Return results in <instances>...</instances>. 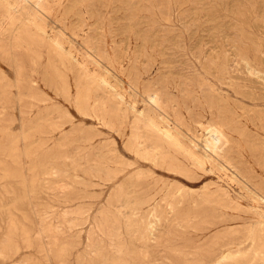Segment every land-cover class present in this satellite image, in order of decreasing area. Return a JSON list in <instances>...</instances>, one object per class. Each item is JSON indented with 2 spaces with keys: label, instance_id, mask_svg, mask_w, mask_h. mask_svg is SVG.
Masks as SVG:
<instances>
[{
  "label": "rangeland",
  "instance_id": "obj_1",
  "mask_svg": "<svg viewBox=\"0 0 264 264\" xmlns=\"http://www.w3.org/2000/svg\"><path fill=\"white\" fill-rule=\"evenodd\" d=\"M7 1L0 264H264V0Z\"/></svg>",
  "mask_w": 264,
  "mask_h": 264
},
{
  "label": "bare ground",
  "instance_id": "obj_2",
  "mask_svg": "<svg viewBox=\"0 0 264 264\" xmlns=\"http://www.w3.org/2000/svg\"><path fill=\"white\" fill-rule=\"evenodd\" d=\"M10 1V0H9ZM9 1H7V2H9ZM22 1V0H21ZM35 1V0H34ZM37 1V0H36ZM40 1V0H39ZM3 2V1H2ZM6 2V1H5ZM18 2V1H17ZM28 2V1H27ZM31 2H33V0L31 1ZM5 4V3H4ZM10 4H12V3H10ZM20 4V3H19ZM26 4H28V3H26ZM33 4V3H32ZM44 4V3H43ZM13 5V4H12ZM34 5V4H33ZM42 5V4H41ZM27 6V5H26ZM43 6V5H42ZM3 7H4V5H3ZM47 7V6H46ZM2 8V7H1ZM8 8V7H7ZM10 8V7H9ZM38 10H39V8H38ZM1 11H2V17H3V9H1ZM6 11V10H5ZM22 11V10H21ZM40 11V10H39ZM7 12H9V10L7 11ZM14 12V11H13ZM5 14H6V12H4ZM1 14V13H0ZM7 14H9V13H7ZM43 14V13H42ZM5 17H7V16H5ZM9 17V16H8ZM5 19V18H4ZM11 19V18H10ZM8 21V20H7ZM24 22H26V21H24ZM28 22V21H27ZM35 22V21H34ZM38 22V21H37ZM8 24V23H7ZM19 24V23H18ZM38 24V23H37ZM2 25V24H1ZM43 27V26H42ZM16 28V27H15ZM37 28V27H36ZM42 29V28H41ZM45 29V28H44ZM43 29V30H44ZM0 30H1V28H0ZM2 31H3V29H2ZM5 32V31H4ZM3 32V33H4ZM2 33V34H3ZM6 33V32H5ZM1 34V35H2ZM56 40V39H55ZM53 41V40H52ZM99 49V48H98ZM67 52H68V50H67ZM90 52V51H89ZM98 52H101L100 50H98ZM102 53V52H101ZM67 54V53H66ZM89 54H92V53H89ZM84 55V54H83ZM67 57V56H66ZM96 58V57H95ZM81 60V59H80ZM82 62V61H81ZM80 63V62H79ZM69 64V63H68ZM96 64V63H95ZM97 66H99V65H97ZM88 69V68H87ZM250 70V69H249ZM88 74V73H87ZM101 78H103V77H101ZM86 82V81H85ZM100 83V82H99ZM86 83H84V85H85ZM103 84V83H102ZM214 88V87H213ZM217 94V93H216ZM114 96V95H113ZM162 103H163V101H162ZM152 104V103H151ZM154 106V105H153ZM161 106H162V104H161ZM155 107V106H154ZM156 108V107H155ZM158 110V109H157ZM160 110V109H159ZM152 111V110H151ZM162 114H163V112H161ZM166 115V114H165ZM116 116V115H115ZM177 116V115H176ZM175 116V117H176ZM167 118V117H166ZM233 119V118H232ZM234 120V119H233ZM110 121V120H109ZM108 121V122H109ZM146 121V120H145ZM168 121H170V120H168ZM135 123V122H134ZM142 123V122H141ZM170 123V122H169ZM143 124V123H142ZM165 124V123H164ZM136 125H138L139 126V124H136ZM145 126L144 127H146V124H144ZM149 125V123L147 124V126ZM169 125V124H168ZM143 126V125H142ZM151 126H153V125H151ZM150 126V127H151ZM133 127V126H132ZM135 127V126H134ZM143 127V128H144ZM149 127V126H148ZM148 127L147 128H144V129H146L147 131H148ZM136 128H138V127H136ZM141 128V127H140ZM153 128V127H152ZM154 128H157L155 125H154ZM131 130H132V128H131ZM134 130V129H133ZM132 130V131H133ZM136 130V129H135ZM139 130V129H138ZM146 131V132H147ZM149 132V131H148ZM169 132V131H168ZM175 132V131H174ZM173 132V133H174ZM135 133H136V131H135ZM138 133V132H137ZM152 133H154V132H152ZM165 133V132H164ZM161 134V133H160ZM138 136H139V134H137ZM177 135V134H176ZM175 135V136H176ZM148 136V135H147ZM164 137V136H163ZM165 137H167V136H165ZM164 137V138H165ZM193 137V136H192ZM136 138H139V137H136ZM168 138V137H167ZM222 138H223V134L221 133V132H219V131H212V133H211V136H210V140L209 141H207V143H208V145L212 148V149H217L218 148V144L222 141ZM172 139V138H171ZM174 139V138H173ZM225 139V138H224ZM131 140V139H130ZM147 140V139H146ZM150 140V139H149ZM136 141V140H135ZM163 141V140H162ZM165 141V140H164ZM168 141V140H167ZM172 141V140H171ZM177 141V140H176ZM227 141V140H226ZM169 142H170V140H169ZM152 143V142H151ZM150 143V144H151ZM179 143V142H178ZM139 145H141V144H138L137 145V147L139 146ZM156 147H157V145H155ZM158 146H160V144L158 145ZM207 146V145H206ZM150 148V147H149ZM160 148V147H159ZM158 147H157V149H159ZM153 149H154V147H153ZM160 149H162V147L160 148ZM207 150V149H206ZM144 152V151H143ZM147 152V151H146ZM161 152H163V151H161ZM140 153V152H139ZM210 153V152H209ZM164 154H166V152L164 153ZM191 154H193V153H191ZM198 154V153H197ZM147 155V154H146ZM145 155V156H146ZM213 156H214V150H213V154H212ZM148 156V155H147ZM168 156V155H167ZM206 156V155H205ZM149 157V156H148ZM148 157H147V159H148ZM195 158L197 157V156H194ZM202 157V156H201ZM168 158H170L169 156H168ZM167 158V159H168ZM192 158V157H191ZM198 158V157H197ZM165 159V158H164ZM176 159V158H175ZM217 159V158H216ZM163 160V159H162ZM172 160V159H171ZM201 161V160H200ZM174 163V162H173ZM167 164V163H166ZM197 165H199L201 168H203V165H204V163H203V165H202V163L201 162H197ZM197 165H195V168H196V166ZM192 166V165H191ZM193 166H194V164H193ZM200 168V169H201ZM216 168V167H215ZM194 170V169H193ZM172 171V170H171ZM179 172V171H178ZM206 173V172H205ZM218 191H219V189H218ZM220 191H221V189H220ZM224 191V190H223ZM249 194V193H248ZM254 194V193H253ZM229 196V195H228ZM258 196V195H257ZM248 197H250V196H248ZM253 197V196H252ZM227 199H228V197H227ZM264 199V198H263ZM127 200H128V198H127ZM256 200V199H255ZM141 201V200H140ZM146 201V200H145ZM224 201H227V200H224ZM230 201H233V200H230ZM125 202V201H124ZM123 202V203H124ZM144 202V201H143ZM151 202V201H150ZM227 202H229V200L227 201ZM229 203H231V202H229ZM143 204V203H142ZM141 204V205H142ZM227 204V203H226ZM232 204H233V202H232ZM232 204H230V206L228 207V208H231V205ZM237 203H235V205H236ZM137 205H140V202L137 204V202H133V201H126L124 204H123V206L125 207V206H137ZM227 205H229V204H227ZM226 205V206H227ZM235 205L233 204V206L235 207ZM232 206V208H234ZM122 207V206H121ZM124 207H122V208H124ZM120 208V207H119ZM126 208V207H125ZM130 208V207H129ZM140 208V207H139ZM141 208H142V206H141ZM121 209V208H120ZM131 209V208H130ZM237 210H238V207L236 208ZM235 208H234V210H236ZM136 210H138V211H140L139 209H135V211ZM140 215V214H139ZM131 217H129V219H130ZM113 219H114V217H113ZM129 219H128V221H129ZM132 219V218H131ZM81 221V220H80ZM127 221V222H128ZM115 222V221H114ZM131 222H133L132 220H131ZM117 223H119V222H117ZM116 223V224H117ZM138 223V222H137ZM119 224H121V223H119ZM76 225V224H75ZM118 225V224H117ZM128 225V224H127ZM126 225V226H127ZM129 225H131L130 223H129ZM135 225H137L136 223H135ZM135 225L133 226V227H135ZM125 226V225H124ZM262 226V225H261ZM129 227V226H128ZM132 227V228H133ZM117 228H119V227H117ZM132 228H131V231H132ZM135 228H137V227H135ZM127 229H129V228H127ZM113 230V229H112ZM41 234V233H40ZM54 234V233H53ZM111 235L112 236H116V237H118V235H117V233H111ZM55 238V237H54ZM123 242V241H122ZM127 250V249H126ZM245 250V249H244ZM238 251V250H237ZM122 253H123V250H119V254H121L122 255ZM237 253H235V254H233V252H230V250L228 251V254L227 255H225V256H223V257H221V258H216V257H214V256H212V260H211V264H224V261L226 260V259H228V258H231L232 257V255L234 256V255H236ZM106 255V254H105ZM239 255V254H238ZM132 256V255H131ZM120 259H121V257H119ZM115 264H121V263H119V262H117V263H115ZM170 264V263H169Z\"/></svg>",
  "mask_w": 264,
  "mask_h": 264
}]
</instances>
